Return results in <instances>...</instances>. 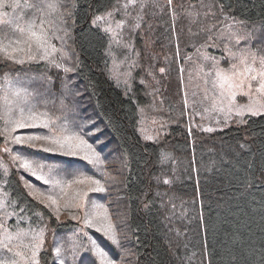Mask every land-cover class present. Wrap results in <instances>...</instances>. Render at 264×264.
I'll list each match as a JSON object with an SVG mask.
<instances>
[{"label":"trees","instance_id":"1","mask_svg":"<svg viewBox=\"0 0 264 264\" xmlns=\"http://www.w3.org/2000/svg\"><path fill=\"white\" fill-rule=\"evenodd\" d=\"M41 1L29 0L34 6ZM51 1L55 12L61 14V25L56 17L48 28L50 35L55 32L62 37L52 42L66 55L54 54L61 65L57 67L45 61L18 64L0 53V130L9 119L19 116L21 107L27 112L31 108L47 113L57 136L63 132L81 134L84 110L106 124L125 158L130 232L126 227L125 241L129 244L126 252H130V264H264V114L248 115L244 121L214 131L194 129L193 140L174 65L170 81L162 74L161 97L167 107L154 108H159L160 117L165 116L161 122L169 131L157 141L144 138L141 108L151 110V96L150 87L139 81L145 77L139 74L142 68L133 72L127 86L119 76L112 75L107 56L109 36L93 23L96 15L120 0H68L67 5V0ZM175 2L171 6L175 19L169 13L159 19L150 14L152 20L164 24L165 16H170L168 23L173 25L167 31L159 27L157 33L161 34L159 47L167 37L173 40L169 46L172 55L174 46L180 44L189 50L198 43L221 44L211 38L224 26L229 28V16L245 24H259L257 28L250 25V32L264 28V0ZM171 10L166 7V12ZM34 11L42 12L32 7L21 9L23 24L32 19ZM48 16L49 22L52 15ZM35 21H41V17ZM13 25L9 19H0V42L7 44L20 38V28L14 30ZM141 46L145 48L143 43ZM14 74H21L23 82L24 78L30 81L31 92L27 87L19 96L10 97L9 89L18 90L12 86L17 78ZM69 78L72 84L66 86ZM44 87L49 88L48 97L43 95ZM82 99L85 104L81 106ZM22 132L49 134L48 129L35 127L17 129L12 135ZM5 148L10 151L5 152ZM39 149L38 143L34 149L14 144L0 134V261L36 264L30 257L34 245L40 244L38 264H100L91 244L85 243L92 236L104 250L118 257V245L106 242L82 219L73 218V198L58 194V188L38 180L40 175H31L13 159L21 155L32 162L34 169H40L37 162L46 169L58 164L66 170L64 176L56 173L62 181L73 180L74 175L69 173H85L75 169L73 161H80L77 157ZM50 195L56 197L59 207L49 205ZM77 233L84 234L80 238L82 246L74 244ZM57 247L61 248L59 255Z\"/></svg>","mask_w":264,"mask_h":264},{"label":"rangeland","instance_id":"2","mask_svg":"<svg viewBox=\"0 0 264 264\" xmlns=\"http://www.w3.org/2000/svg\"><path fill=\"white\" fill-rule=\"evenodd\" d=\"M13 2L14 0H8V5L5 6L4 11L0 8V13H7V16L0 17V19H9L11 24L16 26L15 28L13 27L14 30H16L17 27L26 28L33 22L39 24L40 21H35L37 17H41V20L45 21L46 28L49 27V24L50 27L54 24L56 17L57 20H60L55 10L48 8L50 3L55 5L51 0H42L35 6L30 4L29 0H19V7L16 8L11 7ZM175 3V0H171V2H169V0H135L133 4L129 3V0H120L113 8L95 16L104 17V20L96 23V25H99L104 30L111 29V31L106 32L110 40L107 56L112 75L116 77L119 76V79L121 78L120 81L127 86L128 83L130 84L132 81V76H134L133 72L138 68H142L139 74L140 76L144 74L145 77L140 78V82L144 83L146 87H150L151 110L146 111L144 108H141L142 120L140 127L151 139H160L169 131L168 127L161 122V119L165 116L162 115V117H160L161 115L159 114H161V112L158 110L159 108H154L156 105L167 107L163 97H161L163 91L161 85L164 86L162 73L167 71L166 76L170 81V77L174 71L172 66L174 67V65L177 67V75L184 93L186 125L190 128L191 132L195 126L197 127V124L201 128L211 129L213 127L208 123L214 124V128H220L228 124L231 120H236V122L244 121L249 114L245 113L243 116L237 115V106L249 104L250 100H256L264 104V96H259L254 93L252 98L244 97L243 95L239 97L241 94L238 92L232 112L229 114L227 111L228 100L224 99L222 101L218 87H214L217 81V71L224 72L230 76L233 71V65L236 66L235 71L237 72H242L244 70V65L241 64L242 57L245 59L247 65L260 70L261 63H256V61L253 63V60L264 59V53L258 54L260 50L264 52V28L261 27L257 33L255 30L250 32L247 30L248 27L253 26L252 28H257L259 24H250L252 25L250 26L249 24H245L229 16L227 19L229 28L224 26L221 32L211 38V41H220L222 42L221 44H213L212 42L198 43L193 50H189L184 44H180L174 46V53L172 55L169 46L172 44L173 40L167 37L165 44L162 45L163 47H159L158 42L161 38V34L157 33L160 28L167 31V27L169 28L173 25V23H168L170 16H165V25L161 21L152 20L150 14L159 19L163 15H166V13H169L170 15L172 14L175 19L176 13L171 10V6ZM67 4L68 0L66 1V5ZM125 4H128L127 8L122 7ZM31 7L33 10L41 9L42 12L39 14L34 11L32 19L27 20L26 23L23 24L21 9ZM166 7L171 11L166 12ZM183 12L185 11L183 10ZM109 13H111L110 16L108 15ZM48 14L52 15L49 22L47 20L49 17ZM155 33L156 35H153ZM151 36L154 37V40ZM138 37L140 41L136 43ZM141 38H143L144 41H142ZM222 38H224V40ZM174 41L176 42L175 39ZM52 43L55 44L58 49V44L55 42ZM142 43L145 48H142ZM141 51H143V55ZM167 60H170L167 65L168 69H166ZM146 64H149V69L145 67ZM161 69H163V71H161ZM19 75L21 76V74ZM19 75H13L17 78L14 80L12 86L18 89L17 91L20 93H24L27 87L31 92L33 87L29 84L30 81L24 78L23 82ZM167 77L163 78L166 79ZM50 78L51 76H49V79ZM72 78H69L67 84L72 81ZM255 87L256 82L254 81L253 89H255ZM194 89L197 90L195 91ZM246 90L247 89H245V91ZM17 91L9 89L10 97L12 98ZM49 92V88L44 87L43 95L48 97L50 95ZM79 92L81 91L79 90L78 93ZM83 104H85V101L82 99L79 105L82 106ZM17 108H19V106H17ZM221 109L224 110L222 111ZM25 113L27 114V110H25ZM82 114L84 115V119L81 123L82 126H80L81 135H84V133H94L90 136L85 135V139H87L89 143L93 145L96 152L99 153V160L101 163L99 165L91 164L83 159L82 156L77 157L80 161H73L75 169L85 172L83 175L78 174L73 177V180H85L84 183H73L71 188L66 189L67 196L73 198V218H80L85 222L86 218L94 212L93 204L105 205L109 219L115 227L117 239L119 240L118 247L121 250L118 257H114L104 250L107 253V259L114 260L116 264H130V252H126V247L128 248L129 244L125 241L128 238L129 232L126 213L125 158L122 150L118 146L119 143L117 139L113 136L106 124L102 121L100 122L98 117L94 113L91 114L89 110H84ZM13 118H18V116H14ZM91 124H94V126H91ZM33 134L38 133L35 132ZM72 134L73 133L69 132V135ZM20 135H24V133L22 132ZM25 135H29V133L26 132ZM62 135L66 134L63 132ZM36 143L42 144L45 147H54V145L44 141H38ZM32 166L34 168L33 164ZM51 167L56 169L53 174L57 179L58 175L56 173H60L64 176L65 171L62 170L65 169L59 168L58 164H53ZM35 171L37 175H44L46 178L49 176V169L45 167L42 171L38 168H36ZM87 177H91V180L85 179ZM94 180L100 181V185L105 189L104 192L89 191V189H97L99 187L92 182ZM85 192L87 195L83 196L82 194ZM77 193L81 195L78 196ZM62 203L64 204L65 201L63 200ZM49 205L53 206L51 203H49ZM99 211H103V209H99ZM93 229L98 231L97 228L93 227ZM77 236L78 238L75 240V245L81 243L80 238H84V234L77 233ZM92 237H88V239L85 240L86 245L90 243L92 249L91 242L95 241L101 247V244L98 243L96 238ZM79 246H82V243L79 244ZM96 259L98 263L104 264L98 256H96Z\"/></svg>","mask_w":264,"mask_h":264},{"label":"snow or ice","instance_id":"3","mask_svg":"<svg viewBox=\"0 0 264 264\" xmlns=\"http://www.w3.org/2000/svg\"><path fill=\"white\" fill-rule=\"evenodd\" d=\"M169 2H171V0H169ZM129 3L134 4L135 0H129ZM7 5L8 0H0V8ZM11 7H19V0H14V2L11 4ZM122 7L127 8L128 4H125ZM48 8L53 9L54 5L50 3L48 5ZM108 15L110 16L111 13H109ZM3 16H7V13H0V17ZM102 20H104V17L97 16L93 20V23L96 24ZM105 31H111V29H105ZM19 32L20 38L9 41L7 44L0 42V53H2L6 58L18 64H24L25 62L45 61L57 67L61 66L57 63L54 54L59 52L62 57L63 55H66V53H64L62 49H57L56 45L51 41L53 38L62 39V37H56L55 32H52V34L50 35L49 28L45 27L44 20H41L39 24H36L35 22L30 23L26 28H20ZM253 63H255V60H253ZM241 64L244 65V70L242 72L235 71L236 66L233 65V71L230 76L221 71H217L216 73L217 81L214 84V87H218L219 95L222 101L224 99L228 100L229 103L227 105V111L229 112V114H231L232 112L233 104L238 92L239 94L249 98H252L254 93L259 96H264V59L261 60L260 70L247 65L243 57L241 58ZM64 70L70 71L71 69L65 68ZM161 71H163V69H161ZM4 78L7 79V74H5ZM254 81L256 82L255 89H253ZM245 89L247 90L245 91ZM20 94L21 93L19 91L14 93V95L16 96H19ZM221 110L223 111L224 109ZM245 113L251 116L264 114V104H261L256 100H250L249 104L237 106V115L243 116L245 115ZM47 115V113H37L31 108L28 109V112L26 114L25 109L21 107L19 108L18 118L9 119L7 121V126L0 130V134L5 135L14 144L27 145L35 149L36 142L44 141L51 145H54V147L45 148L41 144L39 150L49 153L58 152L72 157L82 156L83 159L94 165H99L101 163V161L99 160V153H97L93 145L90 144L87 139H85V135L90 136L94 133H84V135L73 133L72 135L57 136L52 131V121L47 119ZM35 127H43L45 129H48L49 134L12 135V133L16 132L17 129H27ZM4 151L9 152L10 150L5 148ZM164 158H167V154H164ZM13 159L16 161H20L21 166L25 170H28L31 175H36V171L29 159L21 155H16L15 157H13ZM37 167H39L42 171L45 165L37 162ZM55 171V168L49 166L48 178H46V176L44 175H40L37 177V179L43 181L45 184H51L53 186V189L58 188V194L67 195L66 189L71 188L73 183L82 184L85 182V180L83 179L62 181L55 177V175L53 174L55 173ZM69 174L74 176L76 175V173ZM85 179L91 180V177H87ZM92 182L99 187L97 189H89V191H105L104 187L100 185V181L94 180ZM77 195L80 196L81 194L77 193ZM82 195L86 196L87 193L85 192ZM48 200L52 205H56L57 207H59L58 201L55 196H48ZM93 209L94 212L88 218H86L85 223L94 228H97L98 232L102 234V237L106 238V242L110 241L113 244L119 245L116 230L109 219L106 206L102 204H93ZM99 209H103V211H99ZM91 243V250H94L95 255L98 256L100 260L104 262V264H116L114 260L107 259V253L104 251V248L100 247L95 241H92ZM5 247H7V245H5ZM40 247V244H35L30 257L32 261H36V264H38L36 256ZM55 252L59 255L61 252V248L57 247L55 249ZM16 255L19 256V253H17ZM0 264H4V261H0ZM11 264H16V261L13 260ZM61 264H63L62 261Z\"/></svg>","mask_w":264,"mask_h":264}]
</instances>
